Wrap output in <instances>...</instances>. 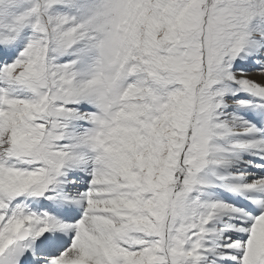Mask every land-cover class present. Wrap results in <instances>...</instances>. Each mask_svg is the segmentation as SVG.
<instances>
[{"label":"rangeland","instance_id":"rangeland-1","mask_svg":"<svg viewBox=\"0 0 264 264\" xmlns=\"http://www.w3.org/2000/svg\"><path fill=\"white\" fill-rule=\"evenodd\" d=\"M43 1L46 3L43 4L44 12L50 21H53V35H50L49 28L39 21L43 18L41 13L43 10L38 0H0V49L20 45L18 52H24L25 48L17 38L24 36V33L30 35L25 54L17 57L16 62L7 67L4 73L8 88L22 84L27 90L19 92L16 96H12L15 93L13 91L5 90V93L11 95L3 94V100L8 102L2 105L4 113L0 116V186L8 195L19 194L29 187L22 181L29 172L11 169L2 171L7 157L14 155L13 153L19 156L26 155L29 162H36L26 164L29 167H25L26 171L46 174L48 185L55 181V175L62 168L63 154L57 148L54 136L59 133L61 136L58 139H63L65 128H58L56 125L60 120L65 121L72 113V110L67 111L68 106L63 105L67 104L64 101L77 98L75 106L80 103V93L78 92L77 97L78 90L75 91L77 72L72 69L78 67L79 73L82 54L90 52L87 50L104 53L105 77L115 93L123 87L121 81L124 78L134 77V81L123 89V94L129 91L127 97L131 98V101L125 104L120 93L115 99V104H119V110H125L124 117L119 119V115L115 114L108 119L107 130L102 138L103 143L110 144L111 148L106 150V156L112 160V162L109 160L112 164L110 165L115 167L106 177L112 173L116 174V171L121 174L122 188L119 192L123 189L127 191L126 200L129 205L125 209L126 218L114 217V213L109 211L114 217L115 228H119L115 230L117 237L112 243L113 250L110 255H115L119 261L124 260L127 255L130 261L132 258L143 259L149 263L151 257L147 255L153 254V249L146 245L154 240L159 256L158 263L166 264L164 261L170 256L169 241L163 224L166 211V219L168 217L171 219L170 215H173L174 203L172 205L171 202L174 199L173 194L177 193L175 191L172 193L167 210L165 206L159 204H166V192L168 193L173 184L171 173L172 171L175 173L179 168L177 152L186 141L184 121L189 114H191L189 120L197 114L196 128L199 124L197 107L194 109L192 102L186 105L178 104V98L186 91L183 98L188 99L190 96L188 86L191 93L196 87L197 105L202 96L201 101L203 99L209 101L210 108L212 106V96L204 97L207 84L201 81L203 76V71L200 70L203 67L201 54L208 48L207 41L204 44V32L207 34L209 44L208 65L210 69L212 68V74H217L219 70L226 77L221 69L223 68L234 83L241 84L234 85L235 90L226 93L227 96L217 102L216 116L225 110L224 106L230 107L233 100L246 98L235 96L238 89L247 93L250 91L245 89L247 84H257L246 78H234L233 74L240 68L242 69L239 72L247 73L245 67L248 65L245 66L242 60L240 62V52L236 50L231 52L234 45L231 49L227 47L229 39L236 36L227 33L223 28L217 29V26L223 16L234 12L239 14L238 24L249 28L255 18L253 12L255 10L258 13L264 12V0H216L214 8L211 3L212 15L209 14L207 22L208 0H204L205 5L202 7V0H57L55 4L53 3L56 0ZM211 20L213 35H210L209 39ZM261 28L264 31V22ZM263 31L259 30L264 34ZM251 39L239 49L244 51L251 45ZM231 40L236 42V39ZM244 40H240V43ZM218 51L228 55L226 58L218 59L216 63ZM78 52L80 61L79 57H76L72 62L60 63V55L73 59L71 55ZM94 54L92 52L90 57L92 58ZM11 56L10 53L9 57ZM15 57L16 55L13 59ZM203 58L206 61L204 55ZM134 67L137 69H133ZM142 68L144 70H141ZM1 75L3 76V73ZM97 75L96 72L95 79ZM144 76H149L148 84L142 81ZM19 79L20 81H17ZM92 85L94 86V82ZM145 87L148 91L158 93L144 94L145 99L141 101ZM98 88L100 92L103 91L102 86ZM199 88L201 94L198 96ZM249 88L264 94L262 87ZM166 94H170L168 101L163 100ZM161 102H164V105L153 111L152 107ZM9 103L11 106H8ZM76 110L77 108L74 112ZM172 112L176 115L172 116ZM147 114L149 116H146ZM216 116L214 115L212 123ZM179 123L183 128L175 131L176 127L181 126ZM147 129L151 132H147ZM160 131L166 136L171 135L170 141L162 139L156 143L154 140ZM194 136L195 134L193 138ZM141 146L143 149H140ZM188 149L191 150V146ZM192 162L193 159L187 152L185 164L190 163V167L193 168L188 187L191 185L194 190L177 198L181 211L174 214L172 219L173 226L179 223L184 227L183 236L186 240L184 246L178 249L175 247L177 240L178 245L182 241V236L176 231L172 232L170 239V247L183 256L177 261L179 264H192V251L189 252L188 249H191L195 237L189 238L191 231L187 234L186 232L195 226L194 215L196 226L200 223L204 225L202 222L207 219L206 215H209V207L205 202L206 185L203 175L207 172L208 165L193 166ZM14 164L24 165L17 157ZM114 185L117 187L115 183ZM117 192L116 189L112 192L115 197L119 196ZM105 193L109 191L106 190L104 183L101 201L105 200ZM189 210H195L194 215ZM87 215L89 219L99 217L94 213ZM203 216H206L204 221ZM203 228L202 226V230ZM203 231L205 232V229ZM124 249L128 250L126 254ZM194 252L197 253V248ZM124 264H129L128 260H125Z\"/></svg>","mask_w":264,"mask_h":264},{"label":"bare ground","instance_id":"bare-ground-1","mask_svg":"<svg viewBox=\"0 0 264 264\" xmlns=\"http://www.w3.org/2000/svg\"><path fill=\"white\" fill-rule=\"evenodd\" d=\"M252 40V39H251ZM264 38L256 37L241 54V60L244 61L247 73L235 72L233 75L236 78L246 77L248 80L260 84L264 87ZM14 50V49H13ZM10 51H2L1 58L9 57ZM92 52L82 54V60L79 66V75L77 78V90L80 93V103L76 105L77 110L72 112L68 121L69 127L64 140L60 141V148L64 153V164L66 166L65 176L60 177L52 189H57V192H65L70 185L69 179L72 180L77 190H82L87 186L90 190L88 193L84 189L81 192V197L87 201L86 210L83 212L82 218H76L68 221L66 232L55 233L59 235L57 240V248L59 255H57V262L63 264H104L105 257L107 256V249L110 244L116 239L118 230L114 226V217L126 218L125 209L127 206V191L119 190L122 188L121 174L116 171L106 177L111 171V165L107 157L100 152L94 150V134L98 133L95 119L90 118L88 110H98L100 108L99 98L101 92L98 86H93L92 83L96 77V64L97 55L94 54L91 58ZM242 69V68H241ZM1 83V82H0ZM6 91L17 92L15 88H6L0 84V98ZM19 89V88H18ZM109 94L108 89H103ZM13 93V95L15 94ZM234 105H237L235 103ZM228 113L218 117L217 128L211 140V158L210 162L214 166L213 176L207 175L208 182L205 181L206 195L209 196L208 205L215 208L212 223L207 227L205 239L201 242V255L198 264H222L223 257L229 259L234 264H256L258 261L264 259V220L257 221L252 227H247L242 223V228L238 230V235H241L240 240L234 236V232L229 231L226 235L224 230L217 234L215 226L217 222L225 215H231L233 209L228 208L225 200L218 199L211 186L217 184H224L228 189H232L241 183V178L237 177V171L241 166H248L245 164L247 159H251V155H256L252 159V166L264 161L261 157L264 156V99H256V104L252 109L241 111L229 107ZM221 123H227L228 127L223 128ZM191 135L193 125L191 128ZM257 136V139L255 138ZM142 137V136H141ZM225 138L229 142L224 146L223 141L220 139ZM231 141V143H230ZM250 153V154H249ZM97 155L99 158H97ZM112 162V160H110ZM94 163L97 167L96 170L91 169V164ZM251 166V165H249ZM1 169V165H0ZM60 172V171H59ZM263 172L252 171L253 175H258ZM63 174V173H62ZM247 175V174H245ZM244 175V176H245ZM232 177V178H231ZM205 178V177H204ZM228 178H231L227 181ZM252 185L238 186L237 191H247L252 194L251 190H261L264 193V179H248ZM104 183L106 190L105 200L103 199ZM114 183L117 185L115 187ZM47 185H38L34 187L28 197L35 199L34 202L30 199L26 204L22 205L16 213L9 214L7 218L0 225V261L10 256V254L22 245H17L10 241L15 239V231L26 225L32 229L31 238L27 243V248L35 244L39 240V234L45 231L44 228L55 227L58 222L59 213L69 208L67 201L62 202L61 205L65 207H54L55 216L39 219L35 222L31 219V212L38 210L37 201L39 198L49 200L55 198L57 192L48 191ZM118 191V197H115L112 192ZM215 192H219L216 189ZM77 194V193H76ZM174 199L171 204L173 205L176 199V194H173ZM217 196V197H215ZM4 196H0V209L3 206ZM24 199H27L25 197ZM7 201V200H6ZM49 204L46 203L45 207L40 209V212L47 209ZM5 210V209H4ZM114 213V217L110 212ZM170 212L168 213L170 215ZM87 213L98 214L94 218H88ZM16 214L17 218H13ZM173 214V211H172ZM172 215H170L171 217ZM264 216V215H263ZM20 217V218H18ZM2 216L0 215V222ZM227 219V217L225 218ZM80 220V221H78ZM169 217L167 219V222ZM83 221V222H81ZM86 224V227H85ZM72 231L79 232L75 243L72 247L68 246L71 242ZM224 236V237H223ZM70 240V241H69ZM43 250V249H38ZM169 264H175L173 258L170 259Z\"/></svg>","mask_w":264,"mask_h":264}]
</instances>
